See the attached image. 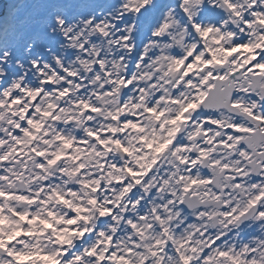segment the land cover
I'll return each mask as SVG.
<instances>
[{
	"label": "clouds",
	"instance_id": "1",
	"mask_svg": "<svg viewBox=\"0 0 264 264\" xmlns=\"http://www.w3.org/2000/svg\"><path fill=\"white\" fill-rule=\"evenodd\" d=\"M0 264H264V0H0Z\"/></svg>",
	"mask_w": 264,
	"mask_h": 264
}]
</instances>
